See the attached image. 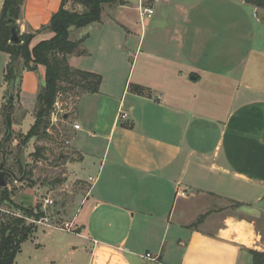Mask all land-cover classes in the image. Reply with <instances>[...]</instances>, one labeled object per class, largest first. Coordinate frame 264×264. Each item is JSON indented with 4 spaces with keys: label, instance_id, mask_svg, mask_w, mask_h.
Segmentation results:
<instances>
[{
    "label": "crops",
    "instance_id": "crops-1",
    "mask_svg": "<svg viewBox=\"0 0 264 264\" xmlns=\"http://www.w3.org/2000/svg\"><path fill=\"white\" fill-rule=\"evenodd\" d=\"M62 2L25 0L17 25L19 36H33L31 49L54 37L46 28ZM153 5L144 23L139 0L103 9L80 29L81 53L68 57L72 69L102 77L99 93L80 94L64 116L72 168L83 167L75 176L94 172L71 224L89 244L70 256L255 264L264 256V12L246 0ZM32 78L22 73L21 101Z\"/></svg>",
    "mask_w": 264,
    "mask_h": 264
},
{
    "label": "rangeland",
    "instance_id": "rangeland-1",
    "mask_svg": "<svg viewBox=\"0 0 264 264\" xmlns=\"http://www.w3.org/2000/svg\"><path fill=\"white\" fill-rule=\"evenodd\" d=\"M116 5L120 4L105 5L104 10ZM67 7L71 12L83 10L79 6L75 7L71 0ZM132 17H137V14L133 13ZM75 29L71 28L70 30L69 40L73 43L80 41L79 33H83L80 29ZM8 63V56L4 53L0 55V142L5 135V129L2 131L1 126V111L8 113L10 104L13 105L14 119V132L11 139L2 145L4 155L7 158L5 168L16 177L14 181L6 179L7 189L9 193H12L11 202L15 205L27 207V205L35 203L34 206H36L39 203L42 207L41 210L49 219L48 222L43 221V224H34L37 227V232L33 238L24 243L22 252L17 256V263L54 264L55 261L56 264H86L89 256L87 257L84 253L80 252L74 258L70 256L72 249L77 246L80 247L81 242L89 244L76 236L75 226L71 224L75 220V206L80 201L81 196L85 195L93 186V182L88 176L94 172L83 170V173L79 172L75 176L74 169L83 167L75 165V168H72L77 156L74 157V153L67 144L71 139V132L69 125L63 121L64 115L69 112L72 115L75 112L77 97L83 91L74 88V86L61 84V91L49 118L46 119L47 124H43L39 133L29 139L27 135L36 121L39 106L34 91L39 84L40 68L38 67L35 72L37 78L28 80L27 92L24 100L21 101L22 93L19 79L13 88L4 81ZM22 68V63H18V76L22 75ZM10 100L12 103L9 102ZM44 127H46L45 133H43ZM1 159L2 154H0V164ZM21 166L26 171L24 178H21ZM85 178L88 180L85 181ZM29 193L32 194V197L27 196ZM46 199L52 200L53 205L45 210L43 206ZM22 215L23 213L19 209L0 200V222L7 220L8 217H22ZM49 231H52L53 234H49ZM173 232L174 229L169 235ZM33 239L36 240V244L41 245L40 248L36 247L35 243L33 244Z\"/></svg>",
    "mask_w": 264,
    "mask_h": 264
},
{
    "label": "trees",
    "instance_id": "trees-1",
    "mask_svg": "<svg viewBox=\"0 0 264 264\" xmlns=\"http://www.w3.org/2000/svg\"><path fill=\"white\" fill-rule=\"evenodd\" d=\"M70 0H63L60 10L52 17L49 26L46 28L54 34L48 41H42L34 48H30L32 35L19 36L20 43H11L12 27H16L19 33L17 22L22 15V7L25 0H5L0 17V52L6 53L10 57L4 75L5 83L12 88L19 79L21 84L22 75L17 74V65L22 63V73L24 71L36 72L39 66L46 69L45 83L41 87L38 95V112L36 121L28 133L29 139L39 133L43 124H47V118L61 91V84H67L79 88L83 93L96 94L100 91L102 77L92 73L81 72L72 69L68 63V57L75 53L80 54V46L84 40L73 43L69 40L71 28L82 29L93 23L101 21V16L105 5H124L126 0H71L73 4L81 7V12L67 9ZM246 4L253 9L264 12V0H246ZM12 103V101H9ZM13 105L10 104L8 113L1 111L2 131L5 135L0 142V154L5 157L2 145L9 142L14 132L13 125ZM46 131V127L43 129ZM6 161L7 158L5 157ZM21 178H24L26 171L21 166ZM24 176V177H23ZM8 187V184H7ZM7 187H0V200L10 203L14 208L19 209L22 217H8L0 222V264H18L17 256L22 252L25 242L37 232V227L32 221H40L46 217L41 205L17 206L11 202L12 193ZM255 264H263L264 256L257 255Z\"/></svg>",
    "mask_w": 264,
    "mask_h": 264
},
{
    "label": "built area",
    "instance_id": "built-area-1",
    "mask_svg": "<svg viewBox=\"0 0 264 264\" xmlns=\"http://www.w3.org/2000/svg\"><path fill=\"white\" fill-rule=\"evenodd\" d=\"M155 1L156 0H139L138 15H139L140 21L142 23H144L145 21H148L149 19H151L154 16V14H155V7H154L153 3ZM254 12H255V15H256V13H258L260 11L257 10V9H254ZM63 121H64V117H63ZM73 129L75 131H80L81 130V126L78 125V124H74L73 125ZM92 180L93 179H91V181ZM52 205H53V201L50 200V199H46L45 205L43 207L46 210L47 208H49ZM48 220H49L48 219V216L46 215L45 218L41 219L40 221H34V223H36V224H43V221L44 222L45 221L48 222ZM94 243L97 244V241H94ZM146 258L149 259V260H151V261H153V262H157L158 261L157 258H153L150 254H148L146 256Z\"/></svg>",
    "mask_w": 264,
    "mask_h": 264
},
{
    "label": "water",
    "instance_id": "water-1",
    "mask_svg": "<svg viewBox=\"0 0 264 264\" xmlns=\"http://www.w3.org/2000/svg\"><path fill=\"white\" fill-rule=\"evenodd\" d=\"M11 43H14V44L20 43L19 33H18L16 27H12ZM6 163H7V161L4 157L3 160L1 161V164H0V187L1 188L7 187V180L6 179H10L12 181L16 180L15 175H13V173L8 172L6 170V168H5Z\"/></svg>",
    "mask_w": 264,
    "mask_h": 264
},
{
    "label": "flooded vegetation",
    "instance_id": "flooded-vegetation-1",
    "mask_svg": "<svg viewBox=\"0 0 264 264\" xmlns=\"http://www.w3.org/2000/svg\"><path fill=\"white\" fill-rule=\"evenodd\" d=\"M10 180V179H9Z\"/></svg>",
    "mask_w": 264,
    "mask_h": 264
}]
</instances>
